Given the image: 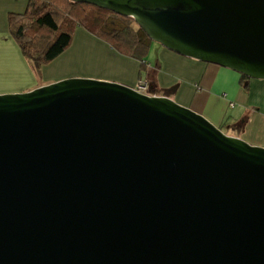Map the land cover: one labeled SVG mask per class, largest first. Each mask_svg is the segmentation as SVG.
I'll use <instances>...</instances> for the list:
<instances>
[{
    "label": "water",
    "instance_id": "water-1",
    "mask_svg": "<svg viewBox=\"0 0 264 264\" xmlns=\"http://www.w3.org/2000/svg\"><path fill=\"white\" fill-rule=\"evenodd\" d=\"M264 80V0H69ZM70 78L0 95V264H264V147L173 99Z\"/></svg>",
    "mask_w": 264,
    "mask_h": 264
},
{
    "label": "rangeland",
    "instance_id": "rangeland-1",
    "mask_svg": "<svg viewBox=\"0 0 264 264\" xmlns=\"http://www.w3.org/2000/svg\"><path fill=\"white\" fill-rule=\"evenodd\" d=\"M73 37L74 39L71 47L54 62L42 67L39 71L35 70L32 63L26 60L17 43L12 39H8L3 46H0V95L24 93L26 92L24 90L35 85H40L41 83L43 84L45 81L49 80H52V83H54V81L58 82L70 78H89L97 80H104V78L113 80L118 79L121 77L120 74L125 65L123 62H133L138 66L139 80H141V82L147 81L148 85L159 87V83L154 84V82H158V74H160L161 71H158V65H164L162 59L164 53L168 54L167 57L172 69L175 67L178 69L177 75L172 76L169 73L167 74L169 81L171 80L170 78L175 80V82L172 81L167 85V89L179 85L180 80L181 83L190 84V81L184 80L196 78L201 75V73H205V69L207 68L208 78L211 79L214 76L213 73H209V69H214L209 66L210 64L182 57L176 53L170 52L155 42H153L151 46L150 54L144 59V63L147 65L145 68L142 62L135 61L122 55L108 45L102 38L94 36L84 27H77L73 32ZM215 67L216 69L218 68V70L220 69L218 66ZM147 77L148 80H146ZM162 77H164V75ZM195 82L198 83V81ZM195 82H192L194 89V84H197ZM154 90L155 88L153 91ZM204 90L207 91L205 88ZM154 94L157 95L156 92ZM204 94L205 92L202 93V96ZM223 132L227 135L229 134V136H231V134L232 136L235 135L233 132H230L229 129L223 130Z\"/></svg>",
    "mask_w": 264,
    "mask_h": 264
},
{
    "label": "crops",
    "instance_id": "crops-1",
    "mask_svg": "<svg viewBox=\"0 0 264 264\" xmlns=\"http://www.w3.org/2000/svg\"><path fill=\"white\" fill-rule=\"evenodd\" d=\"M28 4L29 0H0V46H3L8 39H12L9 31V15L24 14ZM167 56L166 53L162 55L164 65L157 67L158 71L162 72L160 71L158 82H154V84L159 83V87L153 86L157 94L160 92L159 96L164 95L162 92L167 89L169 83L175 82L173 78H170L169 81L167 74L172 76L178 74V69L176 67V69H172L170 66ZM123 64L125 65L120 78L114 80L104 78V80L115 81L134 88L140 78L138 66L133 62H123ZM209 66L214 68L213 70L209 69V73L214 75L211 79L208 78L207 68L205 73H201L196 78L184 80L190 81V84L181 83L180 80V83L178 82L180 88L173 99L188 108L196 105L197 113L202 114L217 127L229 129L235 134L233 137H239L253 146L264 147V80H250L248 84L242 86L240 74L228 69H221V67L218 70L215 65L210 64ZM163 75L164 77H162ZM52 82V80L45 81L43 84L35 85L24 91H31ZM192 82L197 83L194 84L195 89ZM203 92L205 94L202 96Z\"/></svg>",
    "mask_w": 264,
    "mask_h": 264
},
{
    "label": "trees",
    "instance_id": "trees-1",
    "mask_svg": "<svg viewBox=\"0 0 264 264\" xmlns=\"http://www.w3.org/2000/svg\"><path fill=\"white\" fill-rule=\"evenodd\" d=\"M79 26L102 38L122 55L147 67L144 59L150 54L153 41L133 19L69 0H29L24 14L9 15L10 36L38 71L71 47L73 32ZM249 82V78L242 76V86ZM189 108L195 112L198 110L196 105ZM220 129L226 130L224 127Z\"/></svg>",
    "mask_w": 264,
    "mask_h": 264
},
{
    "label": "built area",
    "instance_id": "built-area-1",
    "mask_svg": "<svg viewBox=\"0 0 264 264\" xmlns=\"http://www.w3.org/2000/svg\"><path fill=\"white\" fill-rule=\"evenodd\" d=\"M149 88L150 85H148L147 81L141 82V80L138 81L137 85L134 87L136 91H138L141 94L149 95Z\"/></svg>",
    "mask_w": 264,
    "mask_h": 264
},
{
    "label": "flooded vegetation",
    "instance_id": "flooded-vegetation-1",
    "mask_svg": "<svg viewBox=\"0 0 264 264\" xmlns=\"http://www.w3.org/2000/svg\"><path fill=\"white\" fill-rule=\"evenodd\" d=\"M151 89H152V91H151ZM170 89H172V88H168V89H165L162 93L164 94L166 91H168V90H170ZM156 91H153V87L152 86H150V88H149V93L150 94H152V93H155ZM157 93V92H156ZM160 93V92H159ZM159 93L157 94V95H159ZM174 96V95H173Z\"/></svg>",
    "mask_w": 264,
    "mask_h": 264
}]
</instances>
